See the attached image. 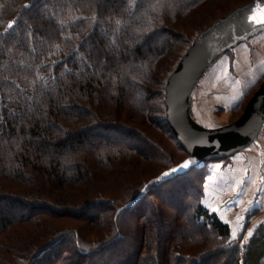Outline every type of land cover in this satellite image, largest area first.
<instances>
[{"label": "trees", "instance_id": "1", "mask_svg": "<svg viewBox=\"0 0 264 264\" xmlns=\"http://www.w3.org/2000/svg\"><path fill=\"white\" fill-rule=\"evenodd\" d=\"M249 1L0 0V264H264V220L232 243L202 201L205 164L165 175L187 157L165 81ZM163 134L184 158H162ZM176 181L192 195L161 194L174 217L139 209Z\"/></svg>", "mask_w": 264, "mask_h": 264}, {"label": "water", "instance_id": "2", "mask_svg": "<svg viewBox=\"0 0 264 264\" xmlns=\"http://www.w3.org/2000/svg\"><path fill=\"white\" fill-rule=\"evenodd\" d=\"M263 31L264 0H251L202 29L175 65L165 82L163 103L166 121L187 157L168 169L167 176L182 175L199 164L224 160L258 145L264 127V80L241 115L223 126L198 123L191 114V99L199 80L220 57Z\"/></svg>", "mask_w": 264, "mask_h": 264}, {"label": "rangeland", "instance_id": "3", "mask_svg": "<svg viewBox=\"0 0 264 264\" xmlns=\"http://www.w3.org/2000/svg\"><path fill=\"white\" fill-rule=\"evenodd\" d=\"M263 36H264V32L251 38L252 40H250L249 49L253 48V51H255V49H258L260 53H264L263 48L262 50L259 49V46H260L259 42H261L260 39L263 38ZM234 56L235 55L232 54V51L229 54L227 53L224 54V57L219 58L204 73L202 78L199 80L193 92L192 99H191V103H192L191 114L198 123L203 124V119L201 118L200 114H202V116L204 117H208L210 119L212 118L214 121L213 123L218 124L217 127L223 126V125H226V124H229L235 121L241 115L243 108L245 104L247 103L248 99L252 96L254 91L258 88L259 86L258 84H260L264 80V73H263L260 75L258 80L248 89V91L244 93L243 97L240 98L238 102L234 103L231 107H224L223 104L221 103L222 96L231 88V86L233 85V82H231V76L226 77L225 73H226L227 64H226V67H224V69L222 68L221 64L227 60L228 67L230 70L228 72L230 74H233L232 70H233V65H234L233 63ZM228 67H227V70H228ZM163 99H164V91H163ZM159 114L160 113H158L157 115ZM158 135L159 137L162 136L161 133H159ZM128 137H130V135H128ZM258 142H259L258 145H250L247 148H245L246 150L244 149L246 151V156L250 159L249 162L251 164L253 163L255 168H254V177L252 178V182H247V184H244L243 186L239 184L240 187H244L245 205H241L236 211H238L239 209H245V210H241L237 214L235 211L233 214H236L237 216L234 217L233 220L230 219L232 223V227L229 226L231 241L237 247H242V245L245 242H247V240L251 236L249 235V233L252 234L254 231V228L258 226L259 222L264 220V178H263L264 177V127L258 138ZM177 143H174L173 141H171L169 138H167L163 134V138L162 140H160V145H161V149L165 151V154L164 153L161 154L162 158H164V156L167 153L170 154L173 161H174V158H176V155L178 156L177 160L184 158L186 154H181L184 152H181V150H179V148L177 147L178 146ZM141 146H146V145L141 144ZM205 167H206V170L209 169L208 163H205ZM148 174H150V171L146 172L144 176H147ZM192 178H193V175L189 174L188 177L185 178V180L188 182V180L190 181ZM145 179L146 177H142L140 180L144 181ZM185 187L186 186L184 185V182L181 183L180 181H176L172 184L170 183L169 185L165 187H160V193L157 196H150V197L148 196L147 203L143 206H140L139 209L144 210V211L148 210L147 211L148 213L149 211H151V208L148 203L150 201H153V203L158 204L157 209L160 212V214L161 213L163 214V212L165 213L163 215L165 219L174 217V214H172V211L166 208V206H169V205H167V203L165 204L164 202V206H163V203H162L163 200L161 198L162 200L161 202L159 197L161 196V194L162 195L168 194L173 198L182 197L186 203V199L190 198V196L192 195V189H190V187L188 188H185ZM183 192H185L186 194ZM204 192H205V188H204ZM205 198L206 197L204 193L202 197V201L204 202V204L207 202L206 201L207 198L206 199ZM244 198H242L240 202L243 201ZM256 201H261L263 205H261L259 208H254L252 205ZM132 215L134 216V214ZM223 217L227 218L226 216H223ZM136 219L141 221L139 217H136ZM161 219L162 218H160V220ZM246 224H248L249 226H245ZM131 237L133 236L131 235ZM64 247L66 248V243L64 244Z\"/></svg>", "mask_w": 264, "mask_h": 264}, {"label": "crops", "instance_id": "4", "mask_svg": "<svg viewBox=\"0 0 264 264\" xmlns=\"http://www.w3.org/2000/svg\"><path fill=\"white\" fill-rule=\"evenodd\" d=\"M250 40L239 44L232 50V54L235 55L233 74L228 72L230 70L227 60L221 64L223 69L227 64L228 70L226 67L225 74L226 77L231 76V82H233L231 88L222 96L221 103L224 107H231L234 103L238 102L244 93L258 80L260 75L264 73V53H260L258 49H255V51H253V48L249 49ZM260 40L259 49L262 50L263 48L264 50V36ZM200 116L203 119V124L201 125L208 128L218 126L217 123H213L212 118L204 117L202 114ZM245 150L236 153L225 161L221 160L208 163L209 169L207 170L204 186V193L207 198L205 204L210 211L215 212L230 227H232L230 219L233 220L239 211L245 210L239 209L236 211L241 205H245V191L244 187H240V185L243 186L247 182H252V178L254 177L255 167L253 163L251 164L249 162L250 159L246 156ZM242 198L244 200L240 202ZM261 205H263L261 201H256L252 206L259 208ZM235 211L236 214H233Z\"/></svg>", "mask_w": 264, "mask_h": 264}, {"label": "snow or ice", "instance_id": "5", "mask_svg": "<svg viewBox=\"0 0 264 264\" xmlns=\"http://www.w3.org/2000/svg\"><path fill=\"white\" fill-rule=\"evenodd\" d=\"M9 27H12V25L10 24ZM182 167L186 168V167H188V164L185 163L184 165H182ZM173 171H176V170L174 169ZM165 175L167 176L169 174L168 173H165ZM249 235H251V233H249Z\"/></svg>", "mask_w": 264, "mask_h": 264}]
</instances>
